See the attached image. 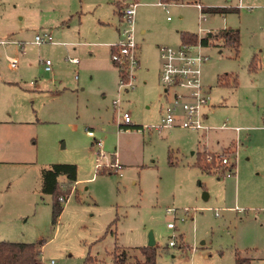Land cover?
<instances>
[{"label":"rangeland","instance_id":"1","mask_svg":"<svg viewBox=\"0 0 264 264\" xmlns=\"http://www.w3.org/2000/svg\"><path fill=\"white\" fill-rule=\"evenodd\" d=\"M119 1L127 0H0V240L41 243L40 264H80L114 245L145 246L149 234L155 264H235L236 254L264 264V0H174L166 10L159 0H136L139 63L125 89L103 66L111 63L105 44L118 40ZM196 3L227 11H205L200 21ZM199 26L239 34L237 52L215 37L202 47L210 129L116 133L122 112L137 126L159 123L155 45L178 46L181 32L197 35ZM44 33L51 42L35 44ZM232 140L234 175L196 165L198 151L220 152ZM114 158L116 172L104 166ZM54 163L74 164L76 173L52 221L51 195L40 185ZM111 221L114 233H104Z\"/></svg>","mask_w":264,"mask_h":264},{"label":"built area","instance_id":"2","mask_svg":"<svg viewBox=\"0 0 264 264\" xmlns=\"http://www.w3.org/2000/svg\"><path fill=\"white\" fill-rule=\"evenodd\" d=\"M171 1L159 0V3L165 10ZM136 0H127L123 3V7L120 12V25L117 28L119 33L118 40L111 45L110 60L118 71V88L124 89L131 86V80L133 78V70L137 65V53L136 43L134 41V25L133 15L135 11ZM196 6L200 10V21L205 18L202 11L203 6L196 3ZM170 19V17H166ZM205 30L202 26L198 28L197 41L195 43H180L178 46L159 45L157 47L159 68H158V81L162 86V93L164 96L165 105L161 108V115L158 124L155 125H141L138 129L152 127L155 130L171 127H182L187 129L204 130L210 129L205 124V114L203 108L209 105L210 90L204 87L201 82V66L204 63L206 56L202 53L201 38L205 36ZM51 36L48 33H44L42 36L35 35L33 42L39 44L42 42H49ZM6 43V41H0V44ZM70 62H76V58H68ZM44 69H49V61L47 59L42 61ZM9 66L16 67V62L12 59L9 62ZM112 105L119 111L118 97L111 99ZM130 124V117L127 112L120 114V122L117 123L118 130L122 126H128ZM236 131L239 128H235ZM88 136H93L92 132L87 130ZM93 142L96 145H100V140L94 139ZM99 156H103V153L98 152ZM237 155V143L231 146L228 150V154H221V163L224 165H230V156L235 157ZM97 161V159H96ZM96 167L99 166L97 162ZM104 166L112 168L115 172L119 168V162L114 158ZM234 167L222 171L223 176L234 175ZM120 175V173H118ZM67 197V196H66ZM65 198L58 196V200L64 201ZM167 214L176 216V210L167 208L165 211ZM182 217L180 220H183ZM168 228H174V222H168L166 224ZM168 244L173 245L174 241L171 240Z\"/></svg>","mask_w":264,"mask_h":264},{"label":"trees","instance_id":"3","mask_svg":"<svg viewBox=\"0 0 264 264\" xmlns=\"http://www.w3.org/2000/svg\"><path fill=\"white\" fill-rule=\"evenodd\" d=\"M122 7V2L119 1L115 3V12L119 16ZM202 11L225 12L227 11V8L207 7L205 9V7H203ZM212 37L222 40L223 44H229L236 50V52L238 51V30L221 29L217 32H211L210 36L205 35L201 38L202 45H207ZM180 40L181 43H195L197 41V35L190 32H181ZM235 81L234 77L233 82L235 83ZM230 147L231 146L225 147L220 152H214L207 149L198 151L196 165L206 172H222L230 166L235 168L234 161H231L230 165H224L221 163L220 155H227ZM75 173V165L71 163H54L43 169L41 172L40 190L51 195L50 212L52 221L57 218L63 206V201L58 200V196L65 198L68 195L72 189L71 183L75 181ZM60 176L63 178L64 183L58 181ZM61 184L64 186V189H62ZM112 223L113 221L107 224L104 233H114L111 228ZM40 246L41 243L39 242L32 243L0 240V264H40ZM155 255L156 249L154 245L137 247L114 245L110 250H105L102 255L98 253H87L80 264H103L106 257L109 258L110 264H155ZM246 262H248V259L240 258L238 254H236L235 264H243Z\"/></svg>","mask_w":264,"mask_h":264},{"label":"crops","instance_id":"4","mask_svg":"<svg viewBox=\"0 0 264 264\" xmlns=\"http://www.w3.org/2000/svg\"><path fill=\"white\" fill-rule=\"evenodd\" d=\"M137 2V1H136ZM119 25H120V16H119V21H118V23L114 26V28H115V30H116V35H117V37H116V40L119 38V33H118V27H119ZM140 33H142V31L140 30L139 31ZM48 42V41H47ZM49 42H51V40L49 41ZM181 43V42H180ZM105 45H108V49H109V53H110V51H111V46L109 45V44H105ZM159 46V44H156L155 45V48H156V50H157V47ZM158 52V51H157ZM136 53H137V64L139 63V59H138V46H136ZM159 60V59H158ZM69 63H71V64H75L76 62H70V61H68ZM104 67L106 66L107 68H108V70H109V68H111V70L113 69L115 72H116V75H117V78H118V71H117V69L115 68V66L113 65V63L111 62L109 65H108V63L106 64H104L103 65ZM158 68H159V63H158ZM45 71H47L46 69H44ZM49 70V69H48ZM157 73H158V69H157ZM161 108L162 107H160L159 108V114L161 115ZM207 118V116L205 115V119ZM130 126L131 127H135V129L136 130H140V129H138L137 127V125H134V124H132L131 122H130V124L128 125V126H122V128L121 129H117V131H116V133H120V132H128L129 130H130ZM233 145H235V142H234V140H232L226 147H228V146H233ZM225 148V147H224ZM4 160H1L0 159V167L2 166L1 165V163H4L3 162Z\"/></svg>","mask_w":264,"mask_h":264},{"label":"water","instance_id":"5","mask_svg":"<svg viewBox=\"0 0 264 264\" xmlns=\"http://www.w3.org/2000/svg\"><path fill=\"white\" fill-rule=\"evenodd\" d=\"M206 35L210 36L211 35V32H207ZM153 243H154V241H153L151 235L149 234V239H148L147 245L148 246H152Z\"/></svg>","mask_w":264,"mask_h":264}]
</instances>
